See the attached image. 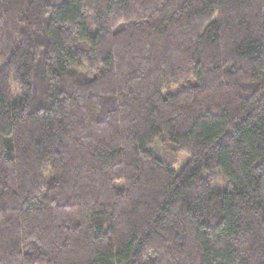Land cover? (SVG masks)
Masks as SVG:
<instances>
[{
  "label": "trees",
  "instance_id": "obj_1",
  "mask_svg": "<svg viewBox=\"0 0 264 264\" xmlns=\"http://www.w3.org/2000/svg\"><path fill=\"white\" fill-rule=\"evenodd\" d=\"M0 264H264V0H0Z\"/></svg>",
  "mask_w": 264,
  "mask_h": 264
},
{
  "label": "rangeland",
  "instance_id": "obj_2",
  "mask_svg": "<svg viewBox=\"0 0 264 264\" xmlns=\"http://www.w3.org/2000/svg\"><path fill=\"white\" fill-rule=\"evenodd\" d=\"M13 92L17 95L16 88L14 86ZM151 147L155 149L160 156L173 158L177 170L181 169L189 159V156L185 152L179 150V148L170 143L163 136L157 137L151 144Z\"/></svg>",
  "mask_w": 264,
  "mask_h": 264
},
{
  "label": "bare ground",
  "instance_id": "obj_3",
  "mask_svg": "<svg viewBox=\"0 0 264 264\" xmlns=\"http://www.w3.org/2000/svg\"><path fill=\"white\" fill-rule=\"evenodd\" d=\"M180 150V149H179ZM173 164V163H172Z\"/></svg>",
  "mask_w": 264,
  "mask_h": 264
}]
</instances>
